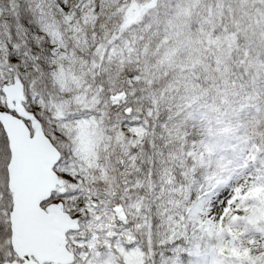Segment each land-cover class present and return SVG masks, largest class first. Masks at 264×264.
I'll list each match as a JSON object with an SVG mask.
<instances>
[{
  "label": "snow or ice",
  "instance_id": "1",
  "mask_svg": "<svg viewBox=\"0 0 264 264\" xmlns=\"http://www.w3.org/2000/svg\"><path fill=\"white\" fill-rule=\"evenodd\" d=\"M0 264H264V0H0Z\"/></svg>",
  "mask_w": 264,
  "mask_h": 264
}]
</instances>
